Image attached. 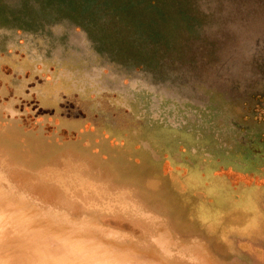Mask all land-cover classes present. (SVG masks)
Returning a JSON list of instances; mask_svg holds the SVG:
<instances>
[{
    "label": "rangeland",
    "instance_id": "374dc122",
    "mask_svg": "<svg viewBox=\"0 0 264 264\" xmlns=\"http://www.w3.org/2000/svg\"><path fill=\"white\" fill-rule=\"evenodd\" d=\"M1 59L43 77V87L52 83L64 91L94 92L102 87L94 69L103 78L110 74L115 81L109 79L105 89L131 101L139 124L152 131L146 135L165 140L162 149L156 146L160 152L202 162L170 168L186 171L206 192L228 185H247V193L260 189L252 201L261 212L254 205L205 212L206 231L188 215L198 212L194 204L185 212L169 198L151 195L147 157L139 154L143 164L133 170L124 161L131 154L105 161L85 147L93 145L88 138L75 143L34 135L28 129L35 126L4 120L0 110V157L7 162L39 173L62 169L58 164L68 156L84 167L82 175L108 183L106 190H134L129 199L166 219L181 238L204 239L224 264H247L239 241L264 245V0H0ZM120 166L124 174L116 175ZM109 219L101 218L115 223Z\"/></svg>",
    "mask_w": 264,
    "mask_h": 264
},
{
    "label": "bare ground",
    "instance_id": "6f19581e",
    "mask_svg": "<svg viewBox=\"0 0 264 264\" xmlns=\"http://www.w3.org/2000/svg\"><path fill=\"white\" fill-rule=\"evenodd\" d=\"M17 171L37 179L23 184ZM103 186L58 168L33 173L0 157V264H224L204 239L181 238L166 219L129 199L134 190ZM236 246L247 264H264V245Z\"/></svg>",
    "mask_w": 264,
    "mask_h": 264
},
{
    "label": "flooded vegetation",
    "instance_id": "af4514ba",
    "mask_svg": "<svg viewBox=\"0 0 264 264\" xmlns=\"http://www.w3.org/2000/svg\"><path fill=\"white\" fill-rule=\"evenodd\" d=\"M35 69L37 70V67ZM94 71L101 80L99 81L102 85L100 89L90 93L84 92L83 89L79 92L70 89L64 91L56 89L52 83L44 88V79H40L43 77L37 74L28 76L20 66H17V63L1 59L0 104L9 103L8 106L3 105L0 109L3 119L17 121L25 129L27 128L23 123H28L31 127L35 126V128L28 129L31 134H42L46 137L54 135L56 138L64 139V142L78 143L81 138H88L93 145L86 142L85 147L99 152L105 161L110 160L109 158L119 160L122 155L131 154L130 157H124V161L131 165L133 170L134 167L143 164L141 155L147 157L150 165L145 170L151 177L146 185L149 191H152L151 195L165 200L169 198L170 203H174L185 212V206L194 204L198 212L188 210V215L190 213L193 219L203 223L205 227H201L206 231L209 228H206V219L202 218L203 215L206 216L205 212L232 213L233 210H246L247 206L251 205V207L254 205L256 210L258 209L252 199L258 195L260 189H253L247 193V185L237 189H232L228 185L231 189L219 186L220 188H212L206 192L200 185L194 184L187 178L186 171L170 168L173 163L180 166L187 164L189 167L196 168L200 167L202 162L199 158L186 156L179 152L172 155L160 152L156 146L160 148L165 146V140H156L146 135V132L152 135V131L139 124L140 118L133 111L131 101L128 102L127 97L123 98L121 94L114 95L105 89L104 84L109 79L115 81V78L110 74H105L103 78L101 69H94ZM72 86L75 87L74 84ZM152 117H157V114H152ZM119 134L127 135V137L122 141L118 138L116 140ZM146 144L156 152L155 158L145 149ZM118 163L117 161L115 164L118 165ZM58 166H62L61 171L77 176V180L82 184L87 183L100 189L105 185L91 180L89 175L88 177L81 175L80 171H83L84 167L78 169L77 164L72 163L68 156L61 158ZM118 169L122 172H116V175L124 174V168L120 166ZM16 175L23 184L29 179H37L33 175L30 176L28 172L17 171ZM221 176V174L216 175V177ZM213 179L215 180V177ZM241 180L244 185L247 184L245 182L247 179L239 178L238 182ZM193 181L197 179L193 178ZM106 185L109 187L108 183ZM39 189L35 188V192H40ZM261 206L264 208V202ZM258 210L260 211V208ZM199 215L201 220L197 218ZM215 228L218 229V226Z\"/></svg>",
    "mask_w": 264,
    "mask_h": 264
}]
</instances>
